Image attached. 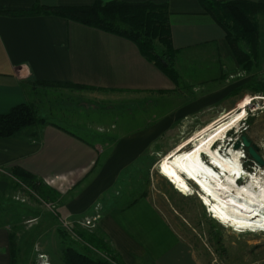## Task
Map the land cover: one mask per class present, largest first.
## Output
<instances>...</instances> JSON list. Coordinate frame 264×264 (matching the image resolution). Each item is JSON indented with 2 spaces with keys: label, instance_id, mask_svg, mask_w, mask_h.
Instances as JSON below:
<instances>
[{
  "label": "rangeland",
  "instance_id": "rangeland-1",
  "mask_svg": "<svg viewBox=\"0 0 264 264\" xmlns=\"http://www.w3.org/2000/svg\"><path fill=\"white\" fill-rule=\"evenodd\" d=\"M240 46L247 50L244 44ZM179 66L174 65L179 84L162 98L132 96L112 102L100 101L83 89L38 90L39 118L55 122L92 144L97 161L82 180L62 181L60 192L55 188L60 198L53 204L40 202L17 185L12 170L10 176H0V229L8 233V264L10 241L13 264H63L67 248L96 258L95 252L85 250L75 232H99L110 243L100 228L104 214L114 208L127 209L145 198L152 201L183 250L193 253L199 264H264V232H236L218 223L193 184L189 183L192 193H182L158 169L162 158L180 148L189 150L195 137L232 112L238 113L244 102L249 103L245 115L226 134L225 148L234 149L245 136L264 163V68L258 69V60L257 66L246 73L235 59L224 68L225 75L206 78L195 77ZM164 118H168L166 130L153 138L136 136L147 122ZM236 151L243 156L241 163L247 175L264 174V166L258 167L242 147ZM108 159L121 165L114 184L87 210L75 213L76 201L93 189L92 185H98V175ZM260 177L264 182V175Z\"/></svg>",
  "mask_w": 264,
  "mask_h": 264
},
{
  "label": "crops",
  "instance_id": "crops-1",
  "mask_svg": "<svg viewBox=\"0 0 264 264\" xmlns=\"http://www.w3.org/2000/svg\"><path fill=\"white\" fill-rule=\"evenodd\" d=\"M95 1L0 0V13L26 12L34 5L89 6ZM107 1L166 4L172 46L177 51L174 65L176 68L180 65L182 71L195 77H219L235 61L224 32L204 12L198 0ZM217 1L264 4V0ZM258 24L260 69L264 68V38L261 37L264 16ZM40 83L87 87L91 90L84 91L94 94V98L112 102L132 96L162 98L175 88L140 55L134 44L123 38L54 16L0 14V114L24 103L36 107L38 90L54 89ZM38 116H41L39 112ZM167 119L147 122L137 130L136 136L153 138L166 130ZM96 152L81 136L46 121L14 138L0 139V176H10L11 170L20 168L59 191L62 181L82 180L86 176L97 161ZM120 167L108 159L98 175L95 183L98 185H92L93 189L76 201L78 208L73 211L87 210L112 187ZM165 222L152 201L145 198L127 209L107 211L100 228L124 264H199L193 253L183 250ZM7 245L8 233L0 229V264L9 263Z\"/></svg>",
  "mask_w": 264,
  "mask_h": 264
},
{
  "label": "trees",
  "instance_id": "trees-1",
  "mask_svg": "<svg viewBox=\"0 0 264 264\" xmlns=\"http://www.w3.org/2000/svg\"><path fill=\"white\" fill-rule=\"evenodd\" d=\"M198 1L204 12L224 32L226 42L237 64L243 71L250 73L259 60L258 17L264 15V4L244 1ZM0 14L9 17L54 16L123 38L134 44L140 55L160 70L175 86L179 84V76L174 68L177 51L172 46L170 15L166 4L96 0L89 6L42 7L34 5L26 12H1ZM242 44L247 50L241 48ZM40 84L50 88L91 90L77 85ZM43 124L45 121L39 118L33 104L18 105L7 113L0 114V139L14 138L25 130L34 129ZM246 155L250 158L247 152ZM12 175L17 185L24 187L44 204H53L60 198L59 192L23 169L14 168ZM75 235L87 247L85 250L89 253L93 251L98 256L92 258L74 248H67L62 256L63 264H124L103 234L77 230ZM10 255L11 264H13L12 241H10Z\"/></svg>",
  "mask_w": 264,
  "mask_h": 264
},
{
  "label": "bare ground",
  "instance_id": "bare-ground-1",
  "mask_svg": "<svg viewBox=\"0 0 264 264\" xmlns=\"http://www.w3.org/2000/svg\"><path fill=\"white\" fill-rule=\"evenodd\" d=\"M247 104L244 102L238 113L232 112L195 137L189 150L180 148L166 155L158 169L182 193H190L189 183L193 184L208 213L218 223L236 232L262 233L264 182L260 176L264 174L247 175L241 163L242 154L236 149L227 150L224 141L229 129L243 119ZM216 143L219 146L214 148ZM239 177L243 178L240 185Z\"/></svg>",
  "mask_w": 264,
  "mask_h": 264
},
{
  "label": "water",
  "instance_id": "water-1",
  "mask_svg": "<svg viewBox=\"0 0 264 264\" xmlns=\"http://www.w3.org/2000/svg\"><path fill=\"white\" fill-rule=\"evenodd\" d=\"M163 66L166 67L165 64H163ZM240 141L241 143L237 142L236 144H234L233 148L238 149L239 147H242L243 150L249 154L250 158L258 167H263L264 163L257 155L256 148L254 146H251L250 141L245 136H241ZM237 182L238 185H240L242 179H238Z\"/></svg>",
  "mask_w": 264,
  "mask_h": 264
},
{
  "label": "built area",
  "instance_id": "built-area-1",
  "mask_svg": "<svg viewBox=\"0 0 264 264\" xmlns=\"http://www.w3.org/2000/svg\"><path fill=\"white\" fill-rule=\"evenodd\" d=\"M90 223H91L90 221H87V222H86V225H90Z\"/></svg>",
  "mask_w": 264,
  "mask_h": 264
}]
</instances>
